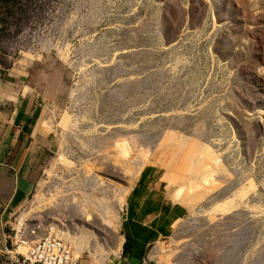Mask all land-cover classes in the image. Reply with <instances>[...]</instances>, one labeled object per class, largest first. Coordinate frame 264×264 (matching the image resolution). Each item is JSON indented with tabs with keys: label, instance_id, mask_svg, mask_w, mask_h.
<instances>
[{
	"label": "rangeland",
	"instance_id": "374dc122",
	"mask_svg": "<svg viewBox=\"0 0 264 264\" xmlns=\"http://www.w3.org/2000/svg\"><path fill=\"white\" fill-rule=\"evenodd\" d=\"M21 93L49 140L12 211L32 239L114 264L144 178L178 216L145 264H264V0H0V112Z\"/></svg>",
	"mask_w": 264,
	"mask_h": 264
},
{
	"label": "crops",
	"instance_id": "0c3cea01",
	"mask_svg": "<svg viewBox=\"0 0 264 264\" xmlns=\"http://www.w3.org/2000/svg\"><path fill=\"white\" fill-rule=\"evenodd\" d=\"M5 102L12 109L8 114L0 112V222L4 217L7 219L6 210L28 199L49 147L48 136L40 132L37 121L42 101L34 94L21 93ZM176 210L164 192L153 188L150 181L140 179L128 198L123 217L122 255L114 264H145L142 256L150 245L170 233L178 217ZM127 237L130 244L125 253ZM0 264L10 263L0 256Z\"/></svg>",
	"mask_w": 264,
	"mask_h": 264
},
{
	"label": "built area",
	"instance_id": "2783aa9c",
	"mask_svg": "<svg viewBox=\"0 0 264 264\" xmlns=\"http://www.w3.org/2000/svg\"><path fill=\"white\" fill-rule=\"evenodd\" d=\"M6 211L7 219L0 222V256L10 264H81L61 234L51 232L46 237L30 239L24 218L16 217L13 209Z\"/></svg>",
	"mask_w": 264,
	"mask_h": 264
},
{
	"label": "bare ground",
	"instance_id": "6f19581e",
	"mask_svg": "<svg viewBox=\"0 0 264 264\" xmlns=\"http://www.w3.org/2000/svg\"><path fill=\"white\" fill-rule=\"evenodd\" d=\"M109 213L106 212V211L101 210V211H99V217H100L102 223H104L106 226H108L109 228H112V229H116L115 220L112 217V215H110L111 213L110 214ZM23 218H24V216H23ZM24 220L26 222H28L26 220V218H24ZM29 238L32 239V236H30V232H29Z\"/></svg>",
	"mask_w": 264,
	"mask_h": 264
},
{
	"label": "trees",
	"instance_id": "16d2710c",
	"mask_svg": "<svg viewBox=\"0 0 264 264\" xmlns=\"http://www.w3.org/2000/svg\"><path fill=\"white\" fill-rule=\"evenodd\" d=\"M129 244H130V238L127 237V243L125 244V247H124V249H125V253L128 252V246H129Z\"/></svg>",
	"mask_w": 264,
	"mask_h": 264
}]
</instances>
